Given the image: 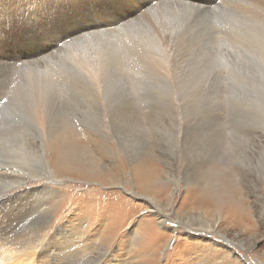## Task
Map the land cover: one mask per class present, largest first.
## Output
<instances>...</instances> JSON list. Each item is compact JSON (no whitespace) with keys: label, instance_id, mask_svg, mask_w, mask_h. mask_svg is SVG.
Returning a JSON list of instances; mask_svg holds the SVG:
<instances>
[{"label":"rangeland","instance_id":"obj_1","mask_svg":"<svg viewBox=\"0 0 264 264\" xmlns=\"http://www.w3.org/2000/svg\"><path fill=\"white\" fill-rule=\"evenodd\" d=\"M138 1L0 0V227L43 238L44 264H264L263 56L235 86L219 15L146 0L123 20ZM101 20L134 23L93 34L87 69L79 28ZM15 245L0 264L31 261Z\"/></svg>","mask_w":264,"mask_h":264},{"label":"bare ground","instance_id":"obj_2","mask_svg":"<svg viewBox=\"0 0 264 264\" xmlns=\"http://www.w3.org/2000/svg\"><path fill=\"white\" fill-rule=\"evenodd\" d=\"M149 1V0H147ZM155 1V0H154ZM182 1L181 3L185 4L186 6L190 7V8H193L195 10H205V11H209V12H215L217 15H219L220 17V23L222 25L225 26V28L223 29V31H221V33L217 36H214V37H209V41L207 43V45H210L211 47V44L215 43V44H218V43H222V44H218L219 46L217 47V49L219 48L220 50L215 52V54L219 55L222 57V62H220L219 60V63H222L224 65L225 68H229L230 66H232L233 68L231 69L232 72L231 73V79L233 77V75H235L237 77V81L234 83V85L236 86L238 81H239V78L240 76L242 75L243 71H246L247 70V67L249 68H253L252 70L258 72L257 68L256 67H261V64L258 63V60H257V56H263L262 58V65H264V0H234L236 2H238L237 5L229 8V9H224V3L226 0H221V2L219 4H215L213 6H208V4L206 5L204 3V1L202 2L201 0L197 1V0H191V2L189 1H185V0H180ZM197 1V2H196ZM211 1V0H210ZM148 2H146V0H139L138 3H136L135 5L132 6L131 10L124 13L121 18L123 20H126L128 19L129 17H131L132 15L136 14L138 10H141L144 6H146ZM212 5V4H211ZM154 5H149L150 8H152ZM181 7H185V6H181ZM72 9V8H71ZM73 10V9H72ZM149 10V9H148ZM117 11V10H116ZM139 12V11H138ZM121 13V12H120ZM117 14V13H116ZM115 14V15H116ZM103 15V14H102ZM105 15V14H104ZM118 15H116L117 17ZM115 17V18H116ZM112 20H114V18H112ZM122 20V21H123ZM107 20H101V23H98V22H93L90 26H86V27H81L79 28L80 31L82 32L83 31H86L87 29L91 28V27H94L96 25H102L103 27L106 25ZM120 21V17L118 18V20L115 21V24L118 23ZM134 22L133 21H123L122 24L118 25V26H114V27H108V28H105L103 30L101 29H95V31H92V30H87V32L83 33L84 35V38H85V41L84 43V53L83 55L81 56V54L77 57L79 58L81 56V59L86 65H83L84 68L86 67L87 69H92L94 65L91 58H90V55H89V52H88V47H87V42L90 38H93V34H97V33H106L110 30H114V33H117L119 32L120 29L124 28V27H128L130 24H133ZM69 24V23H68ZM119 24V23H118ZM85 25V24H84ZM187 25H189V22L187 23ZM77 29V30H79ZM1 30V29H0ZM97 30V31H96ZM79 31V32H80ZM2 32V31H1ZM89 32H92V33H89ZM2 36V35H1ZM3 36L4 37H7V32L6 34L4 35L3 33ZM75 37V36H74ZM208 37V36H207ZM2 38V37H1ZM78 39V37H76ZM83 38V37H82ZM83 38V39H84ZM75 39V42H77ZM69 40V39H68ZM73 41V39H72ZM71 41V43H73ZM82 41V40H81ZM205 41V44H206V39L204 40ZM69 42V41H68ZM67 42V43H68ZM182 42V46H185L186 45V41L185 39H182L181 40ZM71 43H68V44H71ZM80 43V42H79ZM204 43V42H203ZM233 44L235 46V48L233 49H238V50H245V51H250V54L251 56L250 57H247V56H244L246 52H244V55L243 53H241V51H239V53L241 54V56L239 58H236L238 60L237 63L234 62V57H232V55L230 53H225V45L227 46V44ZM66 44V43H65ZM74 44V43H73ZM81 45V44H80ZM79 45V46H80ZM77 46V47H79ZM213 46V45H212ZM216 46V45H214ZM229 46V45H228ZM233 46V47H234ZM77 47L75 49L74 52H77ZM82 47V49H83ZM207 47V46H206ZM223 47V48H222ZM75 48V47H74ZM81 48V47H79ZM78 48V49H79ZM183 49H185L186 47H182ZM213 48V47H212ZM222 48V49H221ZM227 48V47H226ZM53 50V49H52ZM44 52L46 51V49L43 50ZM80 52V51H78ZM214 52V51H213ZM238 52V51H237ZM249 53V52H248ZM214 54V55H215ZM224 54V55H223ZM43 55V54H42ZM78 55V54H77ZM46 56V55H45ZM211 56V55H210ZM75 57V56H74ZM216 57V56H215ZM76 58V57H75ZM212 58V57H211ZM218 58V57H217ZM2 59V56H0V61ZM21 59V58H19ZM78 60V59H77ZM76 60V61H77ZM254 60H256L255 62H257V65L258 66H255L253 64ZM3 61V59H2ZM228 61L230 62V64L228 63ZM236 61V60H235ZM78 62V61H77ZM155 62H157V60H155ZM160 62H162L164 65V61L162 60H159L156 64H159ZM213 62V60H212ZM21 63V62H20ZM76 63V62H75ZM246 63V64H245ZM5 64V63H4ZM80 64V62L78 63ZM83 64V63H82ZM167 64V63H166ZM202 64V63H201ZM6 65H9L8 63H6ZM89 68H88V67ZM166 66V65H165ZM222 69V68H221ZM152 72L154 73H161L164 77H169L168 76V72H163L162 70H156V69H151ZM224 70V69H223ZM242 70V71H240ZM221 73V74H220ZM260 73V72H258ZM246 74L248 75H251V73L249 71H246ZM221 76V75H229L225 72H222V71H218V74L217 76ZM256 75H258L257 73H254L252 72V76L251 77H255L256 78ZM262 76L259 74V77ZM235 79V78H234ZM80 80V79H78ZM82 80V79H81ZM233 80V79H232ZM249 80V79H248ZM252 80V79H251ZM226 81V80H225ZM243 81V80H242ZM85 82V81H84ZM255 82V81H254ZM76 83V82H75ZM79 83V82H78ZM73 86V85H72ZM75 87V86H74ZM79 87V86H78ZM78 87L76 89H78ZM82 88V87H81ZM75 89V90H76ZM183 91V90H182ZM180 91V92H182ZM184 95V94H183ZM194 97V96H193ZM177 99V98H176ZM27 108V107H26ZM33 114V113H32ZM198 118V117H197ZM19 122V121H18ZM38 123V122H37ZM41 126V125H40ZM2 151V150H1ZM4 152V151H3ZM16 161H19V159L17 158ZM12 163V162H11ZM14 166V165H13ZM18 166V165H17ZM20 166V165H19ZM13 169V168H12ZM47 170H50V169H47ZM146 170V169H145ZM144 176L145 175H149V172L148 171H144L142 170ZM20 172V171H18ZM142 174V175H143ZM48 175V174H47ZM141 175V176H142ZM139 176V175H138ZM36 179V178H35ZM142 183V182H141ZM56 184V183H55ZM50 190V189H49ZM53 190V189H52ZM19 194L20 191H15V192H12V194ZM37 195V194H35ZM54 196V195H53ZM9 198L8 200H10V197L9 196H6L5 195V192H3L1 195H0V208L4 207L3 205V199H6V198ZM19 197H20V194H19ZM211 197V196H209ZM208 197V200H210V198ZM211 203H214L215 202V199L214 197L211 198L210 200ZM10 203V202H9ZM13 210V209H12ZM12 215V214H11ZM163 216V215H162ZM12 217V216H11ZM45 220V219H44ZM43 231H44V228L42 226H40ZM8 228H4V227H0V250L2 249H5V246H7L8 244H11V246L15 244L17 245H20V244H24V243H28V251L30 249L31 252V261H26V262H20L22 264H44L45 262H43V258L46 259L47 262H49V258L46 256V254L49 252L47 250V245L46 246H43L42 248H40V250H36V248H33V247H36V246H39L41 242L42 243V240L43 238H41V234H39V231L35 234L36 236H39L40 240L39 241H36L33 237L35 236L33 234V239L32 240L31 238H27L26 239V236L23 237V236H16V237H12V235H8ZM31 230V229H30ZM20 232V231H19ZM18 232V233H19ZM22 232V231H21ZM31 232V231H30ZM30 232H28L30 234ZM33 232V231H32ZM35 232H36V229H35ZM23 233V232H22ZM20 234V233H19ZM25 234V233H24ZM23 234V235H24ZM32 234V233H31ZM30 234V235H31ZM29 235V237H30ZM35 236V237H36ZM28 237V236H27ZM53 237V236H52ZM38 239V238H36ZM45 240H47L45 238ZM63 241H65V239H63ZM7 242V243H6ZM45 243V242H44ZM44 243H42L40 246H42ZM66 243V242H65ZM25 246V245H24ZM27 246V245H26ZM39 246V247H40ZM11 247V248H13ZM16 247V245H15ZM14 247V248H15ZM18 247V246H17ZM22 249H25L23 248V246H21ZM90 247V246H89ZM18 249V248H17ZM20 249V248H19ZM18 249V250H19ZM35 249V250H34ZM16 250V249H15ZM26 250V249H25ZM17 251V250H16ZM22 251V250H21ZM24 251V250H23ZM29 251V252H30ZM71 251V250H70ZM64 252V251H62ZM69 252V251H68ZM17 254V253H16ZM24 253H22L21 255H23ZM29 254V253H28ZM52 254H55V253H50L48 254V256H51ZM57 254V253H56ZM64 254V253H63ZM62 254V255H63ZM71 254V253H70ZM20 255V256H21ZM26 256V255H25ZM65 256V255H64ZM43 257V258H42ZM25 258V257H24ZM64 258V257H63ZM21 259V257H20ZM26 260V259H25ZM94 261V260H93ZM54 262V261H53ZM51 264V263H50Z\"/></svg>","mask_w":264,"mask_h":264}]
</instances>
